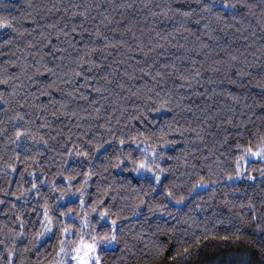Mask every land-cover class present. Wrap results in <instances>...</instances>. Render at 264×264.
<instances>
[{"label":"trees","instance_id":"1","mask_svg":"<svg viewBox=\"0 0 264 264\" xmlns=\"http://www.w3.org/2000/svg\"><path fill=\"white\" fill-rule=\"evenodd\" d=\"M231 3L0 0L20 29H0V264L13 239V264H56L70 209V241L85 215L100 234L116 220L103 264H264V182L235 177L238 146L264 135V0ZM18 127L36 138L17 141ZM152 148L159 184L126 159ZM45 207L56 228L37 243Z\"/></svg>","mask_w":264,"mask_h":264},{"label":"snow or ice","instance_id":"2","mask_svg":"<svg viewBox=\"0 0 264 264\" xmlns=\"http://www.w3.org/2000/svg\"><path fill=\"white\" fill-rule=\"evenodd\" d=\"M222 2L227 5L228 7H235L234 4L231 3V0H222ZM247 7L251 8L252 5H247ZM210 5L203 4L202 10L207 11L209 10ZM168 11H172L171 8L168 9ZM177 12H179V9H176ZM195 9L184 12L183 15L186 17H190L194 14ZM85 15H87V10H85ZM16 17H12L10 15H0V29H6L11 28L15 32H19L20 29L16 27ZM205 28H208V25H204ZM107 39V38H105ZM10 41H5V43H9ZM199 74V73H197ZM246 73H240V75H244ZM0 83H7V81H0ZM261 88H264V83L260 84ZM235 99V97H233ZM4 99V94L0 92V100ZM4 103H8V101H4ZM18 120L22 119L23 116L21 114H17L16 117ZM14 136L16 140H20L22 137L27 136L30 139H35L36 137L32 135L31 130L27 129L25 127H18L14 133ZM43 139V137H41ZM257 143L253 144L251 141L247 145H241L238 146V151L241 153L238 159L235 161V177L236 178H242L247 177L248 180L255 182L258 178L264 182V135H258L257 136ZM47 143V141H45ZM125 143V140L123 138L120 139V144L123 145ZM137 143H140L137 141ZM102 145H96L95 148L98 151ZM144 147L148 148L147 138L144 141ZM79 154V153H77ZM84 155H88L87 152H84ZM149 157H151V162H149ZM163 157H159V159H162ZM126 159L131 160L133 165L135 166V170L139 172L141 169L150 170L151 172L155 173V183L159 184L161 181V177L163 173L166 171L162 166H159L156 164V161L158 159L157 152L155 148L149 149L148 154L145 155L143 159L140 160H133L131 155H127ZM124 161L120 160V163L122 164ZM255 164L260 163L261 167L259 169H256L255 167H252L251 171H249V164ZM155 165V166H154ZM119 166V165H117ZM259 173V176L256 175V173ZM91 170H89V175H91ZM229 180L233 179L232 176L228 177ZM69 185H71V178L68 180ZM208 183L207 181H204L203 177H201L200 182L193 184L191 189L189 190V195L192 194V192H195L197 189L204 188L205 184ZM35 187V185H33ZM178 187V186H177ZM37 195H39V191H37ZM83 193L81 194V196ZM147 195V194H145ZM166 198H169L170 200H176L177 203L182 202L185 197L183 195L177 197L173 191L172 187H167L166 191L164 193ZM59 199H65L66 194L61 192L59 193ZM3 201H0L2 203ZM84 201L81 198L80 204L83 205ZM142 205L147 206L149 208V211H153L152 205H149L146 201L141 200L140 202ZM250 210H255L256 205L249 203L248 205ZM155 208L159 211H165L166 206L163 204H157L155 205ZM139 210V206H137V211ZM72 210L70 209L69 212L62 213V218L60 220V239L58 240L59 249H58V255L60 256V259L57 261V264H103L102 258H101V248L102 246L110 245L113 242H119V238L116 233L117 229V222L115 219L111 220V231L106 232L103 234H100L98 232H91L89 234L88 239H85L84 235V228H88L91 230V225L89 224V220L87 215L84 217H81L79 223L81 225L80 229V236L79 241L76 242L75 239L69 240L70 237H75L76 230L74 227L70 228L67 226V220L72 215ZM171 213H169L170 215ZM109 216V212L107 208H104L102 211L98 213V217L100 220H104L105 217ZM43 219L44 222L40 224V227L42 231L37 232L34 234L33 239L39 242L40 238H43L47 234L51 233L54 228H56V224L53 221L52 216L49 215V210L47 207L43 209ZM20 223V232L15 233L16 237L23 236L24 235V221L23 218L19 221ZM3 243V242H0ZM13 247L7 248V256L9 258V264H13V258L16 257L17 252L14 248L15 245V239L12 240ZM127 246V245H126ZM25 251L27 249L25 248Z\"/></svg>","mask_w":264,"mask_h":264},{"label":"rangeland","instance_id":"3","mask_svg":"<svg viewBox=\"0 0 264 264\" xmlns=\"http://www.w3.org/2000/svg\"><path fill=\"white\" fill-rule=\"evenodd\" d=\"M240 178H238L237 180H239ZM205 188V187H204ZM204 188H200V189H204ZM89 234H90V232H89V230H88V228H85V233H84V235H85V239H88V237H89ZM113 245V243L112 244H110V245H106L107 247H110V246H112ZM105 246V247H106ZM102 247H104V246H102ZM57 264V263H56Z\"/></svg>","mask_w":264,"mask_h":264},{"label":"water","instance_id":"4","mask_svg":"<svg viewBox=\"0 0 264 264\" xmlns=\"http://www.w3.org/2000/svg\"><path fill=\"white\" fill-rule=\"evenodd\" d=\"M222 8L226 9V10H230V11H234L232 7H228L226 5L222 6Z\"/></svg>","mask_w":264,"mask_h":264}]
</instances>
